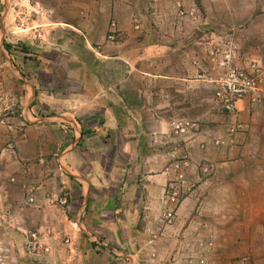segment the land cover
<instances>
[{"label":"crops","instance_id":"obj_1","mask_svg":"<svg viewBox=\"0 0 264 264\" xmlns=\"http://www.w3.org/2000/svg\"><path fill=\"white\" fill-rule=\"evenodd\" d=\"M81 5L68 24L92 52L52 38L0 72V264H132L136 239L166 234L168 169L184 157L195 188L174 228L217 240L219 264H264V0ZM228 62L262 69L260 103L232 116L212 101ZM196 107L198 131L175 136Z\"/></svg>","mask_w":264,"mask_h":264},{"label":"rangeland","instance_id":"obj_2","mask_svg":"<svg viewBox=\"0 0 264 264\" xmlns=\"http://www.w3.org/2000/svg\"><path fill=\"white\" fill-rule=\"evenodd\" d=\"M89 1L0 0V72L13 70L12 64L21 69L18 62L34 59L37 56L33 50L35 45L42 43L45 45L48 39L60 38L61 42H67L65 47L69 54L75 53L77 44L80 51L83 36L80 32H75L68 23L74 22L76 14L83 7L81 4ZM58 20L65 22L56 27ZM110 34L114 33H109V39ZM84 44L89 52H92L94 44L91 40L87 43L84 40ZM122 69L120 63H112L105 67L108 75ZM5 86L10 89L11 82ZM208 91L211 98L212 88L208 87ZM199 110V107H196L193 120L188 121H197ZM175 220L170 224L165 222L162 231L167 229L166 234H159V238L154 235L145 245L139 239L135 240L138 253L132 259V264H219L222 258L228 256L219 254L210 256L217 240L211 236L203 239L194 238L192 234L186 232L187 223L174 228Z\"/></svg>","mask_w":264,"mask_h":264},{"label":"built area","instance_id":"obj_3","mask_svg":"<svg viewBox=\"0 0 264 264\" xmlns=\"http://www.w3.org/2000/svg\"><path fill=\"white\" fill-rule=\"evenodd\" d=\"M261 76V67L254 63L250 64L248 68H241L230 62L222 64L221 72L212 81L214 107L220 113L232 116L236 111V105L245 99L251 104L260 103L258 84ZM198 129L197 121L181 120L173 123V134L177 137H187ZM244 131V126L236 123L229 128L228 133L235 135L244 133ZM189 167L190 160L184 157L168 169L172 174V179L165 190L163 200L167 208L164 220L168 224L175 220L176 209L180 201L194 191L195 184L186 175ZM197 170L201 175H209L210 173V168L207 165H201L197 167ZM28 201L33 202V191L29 193Z\"/></svg>","mask_w":264,"mask_h":264}]
</instances>
